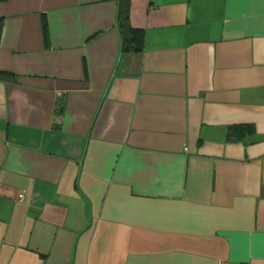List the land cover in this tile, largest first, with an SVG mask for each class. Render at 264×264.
I'll return each mask as SVG.
<instances>
[{"label": "crops", "instance_id": "0c3cea01", "mask_svg": "<svg viewBox=\"0 0 264 264\" xmlns=\"http://www.w3.org/2000/svg\"><path fill=\"white\" fill-rule=\"evenodd\" d=\"M117 9L0 0V264H264V0Z\"/></svg>", "mask_w": 264, "mask_h": 264}, {"label": "trees", "instance_id": "16d2710c", "mask_svg": "<svg viewBox=\"0 0 264 264\" xmlns=\"http://www.w3.org/2000/svg\"><path fill=\"white\" fill-rule=\"evenodd\" d=\"M128 10H129V0H118L117 25L121 36L122 49L140 50L143 44L144 33L141 29L133 28L130 25ZM6 76H10V78L14 77V75L10 73L0 72V78L4 79V77ZM230 128H231V131L229 130L230 134H234L237 136H240L238 130L242 128H243V130L241 131L242 134L251 133L254 131V128L247 124L231 125Z\"/></svg>", "mask_w": 264, "mask_h": 264}, {"label": "built area", "instance_id": "2783aa9c", "mask_svg": "<svg viewBox=\"0 0 264 264\" xmlns=\"http://www.w3.org/2000/svg\"><path fill=\"white\" fill-rule=\"evenodd\" d=\"M19 197L21 198L22 197V194H19Z\"/></svg>", "mask_w": 264, "mask_h": 264}]
</instances>
